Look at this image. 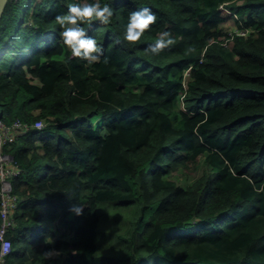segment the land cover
<instances>
[{
  "label": "trees",
  "instance_id": "obj_1",
  "mask_svg": "<svg viewBox=\"0 0 264 264\" xmlns=\"http://www.w3.org/2000/svg\"><path fill=\"white\" fill-rule=\"evenodd\" d=\"M107 2L112 22L85 24L93 63L61 43L68 0H10L0 20V118L45 121L4 146L22 172L2 264H264V0ZM144 6L157 19L129 46Z\"/></svg>",
  "mask_w": 264,
  "mask_h": 264
},
{
  "label": "clouds",
  "instance_id": "obj_2",
  "mask_svg": "<svg viewBox=\"0 0 264 264\" xmlns=\"http://www.w3.org/2000/svg\"><path fill=\"white\" fill-rule=\"evenodd\" d=\"M114 17V10L107 0H68L67 11L57 13L55 20L60 27L59 37L62 45L67 46L71 56L93 63L100 58L102 45L95 36L87 34L85 24L91 26L94 21L109 24ZM157 17L149 6L132 10L128 13L124 25L123 39L129 46L144 36L155 23ZM175 37L170 29H161L156 38L148 44L153 55L159 56L174 43ZM84 202L72 205L71 210L77 215L83 214Z\"/></svg>",
  "mask_w": 264,
  "mask_h": 264
},
{
  "label": "built area",
  "instance_id": "obj_3",
  "mask_svg": "<svg viewBox=\"0 0 264 264\" xmlns=\"http://www.w3.org/2000/svg\"><path fill=\"white\" fill-rule=\"evenodd\" d=\"M44 125L45 121L43 120L28 124L17 119L8 124L0 118V193L2 198L1 212L3 215V223L0 229V264L3 263L5 256L11 252V240L6 237V234L8 229L14 226L12 214L20 202L19 197L13 192L12 180L22 172L21 168L14 162L13 157L5 153L4 146L17 137L25 135L31 128H42Z\"/></svg>",
  "mask_w": 264,
  "mask_h": 264
},
{
  "label": "rangeland",
  "instance_id": "obj_4",
  "mask_svg": "<svg viewBox=\"0 0 264 264\" xmlns=\"http://www.w3.org/2000/svg\"><path fill=\"white\" fill-rule=\"evenodd\" d=\"M235 20V19H234ZM233 19L230 20L229 22H227L224 26L226 28V30L229 33H236L237 31H239L240 33L245 32L243 30H240V28L238 27V24L236 21H234ZM204 167V164H202L197 171H181L179 173H177L174 178L177 179L179 181V183L181 184H185L187 181H192L196 178V176H200L202 173V168ZM54 253V252H51ZM50 253V254H51ZM53 255V254H52Z\"/></svg>",
  "mask_w": 264,
  "mask_h": 264
},
{
  "label": "water",
  "instance_id": "obj_5",
  "mask_svg": "<svg viewBox=\"0 0 264 264\" xmlns=\"http://www.w3.org/2000/svg\"><path fill=\"white\" fill-rule=\"evenodd\" d=\"M10 0H0V20Z\"/></svg>",
  "mask_w": 264,
  "mask_h": 264
}]
</instances>
